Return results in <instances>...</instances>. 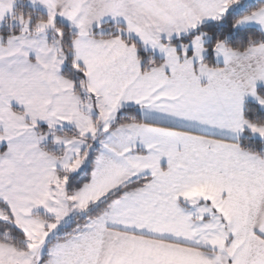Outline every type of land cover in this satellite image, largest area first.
Returning a JSON list of instances; mask_svg holds the SVG:
<instances>
[{"label":"snow or ice","instance_id":"obj_1","mask_svg":"<svg viewBox=\"0 0 264 264\" xmlns=\"http://www.w3.org/2000/svg\"><path fill=\"white\" fill-rule=\"evenodd\" d=\"M0 264H264V0H0Z\"/></svg>","mask_w":264,"mask_h":264}]
</instances>
